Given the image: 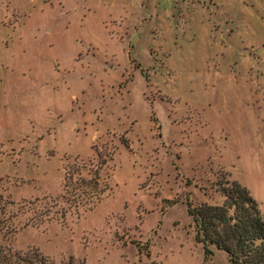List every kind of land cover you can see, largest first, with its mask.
Wrapping results in <instances>:
<instances>
[{
	"label": "rangeland",
	"instance_id": "1",
	"mask_svg": "<svg viewBox=\"0 0 264 264\" xmlns=\"http://www.w3.org/2000/svg\"><path fill=\"white\" fill-rule=\"evenodd\" d=\"M232 180L264 213V0H0V264H229L188 204Z\"/></svg>",
	"mask_w": 264,
	"mask_h": 264
},
{
	"label": "trees",
	"instance_id": "2",
	"mask_svg": "<svg viewBox=\"0 0 264 264\" xmlns=\"http://www.w3.org/2000/svg\"><path fill=\"white\" fill-rule=\"evenodd\" d=\"M106 163V159L101 160L90 177L82 174L79 165L73 164L66 169L64 198L71 206L74 204L78 216L93 209L109 189L108 184L101 181V170ZM220 185L224 196L222 203L188 204L197 241L204 245L207 255L214 254L212 246L223 251L229 264H264V215L260 203L238 180ZM80 200L84 202L79 204ZM67 210L57 212L55 218L64 219ZM50 219H42L37 224ZM4 256L2 264H49L48 257L38 248L15 250L10 256Z\"/></svg>",
	"mask_w": 264,
	"mask_h": 264
},
{
	"label": "crops",
	"instance_id": "3",
	"mask_svg": "<svg viewBox=\"0 0 264 264\" xmlns=\"http://www.w3.org/2000/svg\"><path fill=\"white\" fill-rule=\"evenodd\" d=\"M263 212V211H262ZM264 214V213H263Z\"/></svg>",
	"mask_w": 264,
	"mask_h": 264
}]
</instances>
